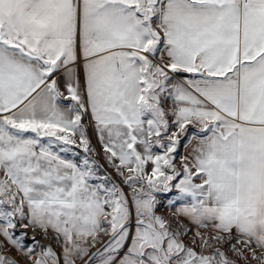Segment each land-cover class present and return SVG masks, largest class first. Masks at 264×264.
Here are the masks:
<instances>
[{
  "label": "snow or ice",
  "instance_id": "snow-or-ice-1",
  "mask_svg": "<svg viewBox=\"0 0 264 264\" xmlns=\"http://www.w3.org/2000/svg\"><path fill=\"white\" fill-rule=\"evenodd\" d=\"M0 264H264V0H0Z\"/></svg>",
  "mask_w": 264,
  "mask_h": 264
},
{
  "label": "crops",
  "instance_id": "crops-1",
  "mask_svg": "<svg viewBox=\"0 0 264 264\" xmlns=\"http://www.w3.org/2000/svg\"><path fill=\"white\" fill-rule=\"evenodd\" d=\"M89 131H90L89 134H91V136H92V140L94 141V143H95V142L97 143L96 138H95V135L93 134V129H92L91 127H89ZM181 152H182V154H183L184 150L181 149Z\"/></svg>",
  "mask_w": 264,
  "mask_h": 264
},
{
  "label": "rangeland",
  "instance_id": "rangeland-1",
  "mask_svg": "<svg viewBox=\"0 0 264 264\" xmlns=\"http://www.w3.org/2000/svg\"><path fill=\"white\" fill-rule=\"evenodd\" d=\"M89 133H90V131H89ZM90 136H91V134H90ZM93 144L96 146V148H97V151H99L100 149H99V144L98 143H94V141H93ZM160 211L161 212H167L168 210L166 209V208H162V209H160ZM39 238V237H38Z\"/></svg>",
  "mask_w": 264,
  "mask_h": 264
}]
</instances>
